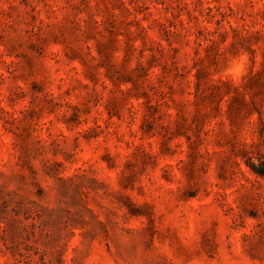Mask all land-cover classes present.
<instances>
[{"label":"rangeland","instance_id":"rangeland-1","mask_svg":"<svg viewBox=\"0 0 264 264\" xmlns=\"http://www.w3.org/2000/svg\"><path fill=\"white\" fill-rule=\"evenodd\" d=\"M0 264H264V0H0Z\"/></svg>","mask_w":264,"mask_h":264},{"label":"clouds","instance_id":"clouds-1","mask_svg":"<svg viewBox=\"0 0 264 264\" xmlns=\"http://www.w3.org/2000/svg\"><path fill=\"white\" fill-rule=\"evenodd\" d=\"M247 59H248V54L247 52L244 51L238 53L234 59L235 74L238 79L242 78L243 75L245 74Z\"/></svg>","mask_w":264,"mask_h":264}]
</instances>
